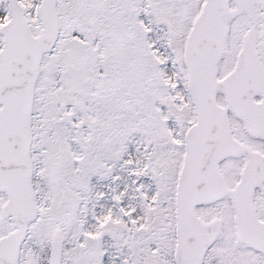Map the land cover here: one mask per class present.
<instances>
[{
	"label": "snow or ice",
	"instance_id": "6c2138e0",
	"mask_svg": "<svg viewBox=\"0 0 264 264\" xmlns=\"http://www.w3.org/2000/svg\"><path fill=\"white\" fill-rule=\"evenodd\" d=\"M0 264H264V0H0Z\"/></svg>",
	"mask_w": 264,
	"mask_h": 264
}]
</instances>
